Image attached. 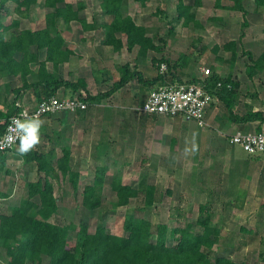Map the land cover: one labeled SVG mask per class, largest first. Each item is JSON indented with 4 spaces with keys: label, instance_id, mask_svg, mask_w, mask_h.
<instances>
[{
    "label": "crops",
    "instance_id": "crops-1",
    "mask_svg": "<svg viewBox=\"0 0 264 264\" xmlns=\"http://www.w3.org/2000/svg\"><path fill=\"white\" fill-rule=\"evenodd\" d=\"M64 2L71 5L74 10L77 8V4L81 3L82 9L78 12L81 22L71 21L66 25L59 19L49 21L50 37L58 36L61 40V45L54 41L58 45L57 56L55 55L54 58L57 65L53 60H46L45 48H38L37 45L32 44L27 47V51L35 56V60L28 64L27 71L29 72L22 74L18 66L21 65L23 54L16 53L14 61L17 73L11 75L4 70L0 72L1 114L7 116L14 113V103L28 109H33L38 104V96L33 87L39 81L40 65H43L45 71L55 79L76 85L77 89L73 94H71L70 87H60L56 91L58 98L85 97L86 93L90 97L100 96L109 91L113 84L120 79L122 68L125 65L139 72L143 79L153 78L152 62L154 61L153 54L156 53L147 51L144 57L140 56L138 46L128 49L126 37L120 33L115 34V39L121 42L120 48H116L114 42H107L105 25H108L110 20L105 17L99 4L92 7V12H90V8L82 1H77L75 5L65 0ZM202 2L203 0H201L200 8ZM129 3V9H131L134 3L132 5L131 2ZM252 4L254 3L252 2ZM231 5L226 9L233 11L230 10ZM220 6L224 8L221 4ZM38 7L39 1L26 17L18 16L19 20H13L19 22V31L33 33L45 29L47 11L44 8V3L40 8H43L42 12L45 10L46 13L44 12L43 17L38 19L42 23L40 24L34 19ZM243 7L247 12L246 17L251 16V19L246 20L245 28L238 29L239 38L238 36L231 38L228 42L236 43V39H246L254 44L264 45V18L260 13V11H264V7H257V13H250L245 6ZM125 10L127 11V8ZM100 12L103 16L100 15ZM93 15L96 16L93 17ZM127 15L132 17L137 25L143 26L147 30L143 23L136 20V17L134 18L129 13ZM2 36L7 41L9 32L6 31ZM43 40L44 38L40 37L38 41L41 44ZM226 52L231 54V52ZM251 79H257L258 84L260 83L264 87V69L257 72ZM235 81L237 82V79H234ZM81 84L85 86L84 90L81 88ZM150 87L141 85L136 78H132L108 98L86 101L87 109L84 112L77 114L56 113L41 117L39 119L42 121L39 129L40 143L31 151L41 153V148L45 144H52L53 153L56 155L59 152L58 144L64 141L62 143L65 145L64 150L70 153L71 159H73V153L76 157L84 158L87 155L94 162L92 168L94 170L100 167L110 169L111 167L108 165L110 162L118 164L117 169L159 170L162 172H160L161 176L166 177L168 175L164 173L165 171L192 168L191 178L194 188L201 193H206L207 202H211V204L212 200L215 203L226 202L224 208L233 209V202L239 201L241 203L239 207H242V204L249 200L251 194L255 195L256 199H261L264 190V160L253 158L254 160L251 161L249 160L251 158L241 157V154L232 157L235 151L237 152L236 146L232 145H230V149L219 148L216 145L218 146L217 150H213L215 148L209 145L212 149H208V146L205 147L207 144L200 141L202 134L198 132L199 130L196 131L194 128L196 125L192 122H184L180 117L169 118L139 114L136 108L140 107L146 101L149 93L155 89ZM72 88L74 87L72 86ZM141 88L145 91H141ZM257 93L260 94L259 91ZM257 105L258 108L251 111L261 112L264 116V101ZM244 114L246 113L237 115ZM27 122L29 121H24L23 124ZM231 124L229 129L233 130L234 128L236 133L258 132L264 129V123L260 122L233 124V127ZM214 130L216 131V129ZM223 132L224 130L218 131L216 134L219 135ZM47 141L48 143H46ZM19 149L20 146H17L4 154V167H7L9 161H24L25 153L21 154ZM218 151L221 156L230 157L229 160L216 159L215 155ZM207 156L211 162L206 165L202 164ZM103 161L108 164H101ZM190 163H192L191 166ZM255 175H257L255 189L252 192L248 187ZM206 181L209 184H206ZM263 206L261 207L263 208ZM0 264L2 263L0 262Z\"/></svg>",
    "mask_w": 264,
    "mask_h": 264
},
{
    "label": "rangeland",
    "instance_id": "rangeland-1",
    "mask_svg": "<svg viewBox=\"0 0 264 264\" xmlns=\"http://www.w3.org/2000/svg\"><path fill=\"white\" fill-rule=\"evenodd\" d=\"M65 1L74 3L73 5L77 1H82L90 8V12H92V7L97 4L100 5L101 2L100 0ZM185 3L188 4L190 1L185 0ZM42 4L43 1H39L37 14L34 16V19L40 24L42 22L38 19L43 17L44 12L46 13L45 10L42 12L43 8H40ZM134 4L131 3L132 7L129 9L130 3L128 1L123 2V7L127 8L126 14L129 13L134 18L136 17L139 23H143L147 32L156 36L154 44L162 48V51L153 54V77L165 75V73L169 74L168 76L173 79L170 81L171 84L168 82L165 84L176 85L186 83L190 78L199 79L203 76L204 69H209V77L215 75L221 81L230 77L229 80L233 82L234 79H237L235 82L238 83V87L232 91L234 97L232 98L231 109L234 113H247L258 108L257 104L264 101V87L261 86L262 84H258L257 79L253 80L247 74L248 69L253 68L254 61L262 53L264 45H257L246 39H236V56L234 58L222 48L231 38H237L238 29L242 30L241 25L247 19L250 20L251 16L243 17L240 12L226 9L227 6L231 5L229 0H220V4L224 8H216L214 0H203L201 8L192 10L197 20L202 23V27L197 28L192 24L183 27L182 21L176 23L172 20V17H175L176 0H170L167 3L165 0H150L146 2L144 7ZM243 6L248 12L257 13L258 8L252 4L251 0H244ZM14 8V3L10 1L3 5L0 9V25H8L14 19H20L15 14ZM260 13L264 18V11H260ZM100 15L103 16L102 12ZM228 29L230 30L229 34ZM161 58L170 63V68H166L164 73H160L159 66L164 64V62H159ZM180 75L181 78L177 81L176 76ZM159 86L161 84L156 83L150 88ZM141 91H145V89L141 88ZM205 120L208 124L207 127L200 128L197 125L194 127L196 131L199 130L198 132L202 134L200 141L207 144L205 147L208 146V149H212L209 146L212 145L211 147L215 148L213 150H217L218 146L219 148L230 149L228 136L225 135L235 134L236 131L234 128L233 130L229 129L231 123L227 121V113L216 96L206 113ZM231 126L233 127V124ZM217 130L220 132L224 130V132L217 135ZM62 143L64 141L58 144V154L53 153L52 144H45L41 148L40 154L44 156L48 165L55 170L46 178L52 185L53 195L58 203V211L49 219V222L60 226L74 227L73 230L69 231V244L74 245L82 240V235L79 234L80 225H86L88 233H94L98 225H104L108 232L125 236L122 225L127 213H135L136 216H142L155 225L164 224L170 229L186 228L191 225L195 233L200 230L197 227V221L204 220L206 215L210 214L209 224L221 230L212 255L225 256L234 261L246 262V264H264V190L261 199H256V196L251 194L249 200L244 202L242 207H239L241 205L239 201L233 202V209L224 208L226 202L215 203L212 200L208 213L200 214L198 206L207 203L208 197L206 193H201L194 188L191 178L192 168L177 171L168 170L164 172L168 176L164 177L161 176L159 170L117 169L118 164L110 162L108 164L103 161L101 164H108L111 168L107 169L105 173L104 186L98 195L101 205L93 214H90L83 207L82 200L84 187L91 184L94 177V169H92L94 162L87 155L83 158L76 157L73 153L70 165L79 176L78 190L74 194L68 177L56 171V161L61 157L62 149L65 147ZM235 149L237 152L235 151L232 157L237 154H241V157H249L237 146ZM109 156L111 157V155ZM215 158L227 161L230 157H223L218 151ZM253 158L264 160V156H253L249 160L252 161ZM210 162L211 159L207 156L202 164L206 165ZM189 165L191 166L192 163ZM45 177V174L38 170L35 162L9 161L7 167L0 170V213L9 214L13 209L24 205L28 199V184L37 180H44ZM256 177L257 175L254 176L248 187L252 192L255 189ZM114 179H119L122 183L140 191L139 198L134 199L131 206H117L115 194L110 189L111 181ZM206 184H209L208 181ZM146 185L156 187L155 201L148 208H144L143 205L144 186ZM139 208H143V211H137ZM255 234L257 235L255 236ZM150 241H154V237ZM4 252L0 246V262L2 264L7 263ZM262 252L263 256L260 254ZM47 263V258L42 257L40 264ZM26 264H33V262L28 261Z\"/></svg>",
    "mask_w": 264,
    "mask_h": 264
},
{
    "label": "trees",
    "instance_id": "trees-1",
    "mask_svg": "<svg viewBox=\"0 0 264 264\" xmlns=\"http://www.w3.org/2000/svg\"><path fill=\"white\" fill-rule=\"evenodd\" d=\"M8 1L14 3V12L20 17H26L32 7L40 0H0V9ZM47 13L45 15L46 26L40 32L19 31L17 21L10 25L0 26V72L4 70L9 74H16V63L14 55L18 52L23 54L21 65L18 69L22 74H26L27 66L34 62L35 56L27 51L29 45L35 44L38 48L46 49V60H54L57 56V44L61 45V40L49 35V21L62 20L64 24L71 21H80L78 12L82 9L81 3L77 4L74 10L71 5L65 4L64 0H41ZM100 5L104 11L105 17L110 22L106 26V41L114 42L116 48L121 47V42L115 39V34H123L126 37L127 48L131 49L138 46L139 55L144 57L147 51L158 53L162 51L161 46L155 45V35L152 36L143 26L137 25L132 17L126 14L123 2L128 1L137 3L144 7L150 0H100ZM161 1V0H160ZM169 2L170 0H165ZM188 1V0H187ZM176 0L175 17H172L176 23L182 21V26L187 27L192 24L194 27H202V23L196 19L193 9L201 6V0ZM232 5L230 10L242 13L243 17L247 12L243 7L244 0H230ZM257 7H264V0H251ZM215 7L220 8V0H215ZM161 12V10H159ZM171 20V21H172ZM244 22L241 28H245ZM9 32V39L4 40L3 33ZM169 33V32H168ZM241 36H243L241 34ZM44 38L39 43V38ZM55 41V42H54ZM235 43L228 42L222 48L231 52L235 57ZM164 62L166 68H170V63L166 59H159ZM23 64V65H22ZM57 65V64H55ZM264 69V50L254 61L253 68L248 69L247 74L252 78L257 72ZM166 69L163 72L164 73ZM40 75H44L41 77ZM169 75V74H168ZM166 73L157 75L152 79H143L142 75L136 70L130 69L127 65L122 68L120 79L113 84V87L97 97H90L87 93L83 97L84 101H94L108 98L115 91L123 87L130 79L136 78L138 83L144 86H152L160 83L161 86H169L172 77ZM168 76V77H167ZM179 81L180 76H176ZM227 80L221 81L215 75L208 76L205 79V86L208 92L214 98L215 96L221 103L227 113V121L233 124H246L250 122L264 123V116L261 112L248 111L242 116H238L232 111L234 97L233 89L238 87V83ZM39 81L34 84V91L38 96L39 102L52 96H56V91L60 87H70L71 94L75 92L76 85L68 84L61 79H55L48 74L43 65H40L38 71ZM199 79L190 78L187 83H196ZM168 82L169 84H165ZM222 82L223 87L216 89V83ZM165 84V85H163ZM230 88L226 89L225 85ZM177 85V84H176ZM72 86L74 88H72ZM84 90L85 86L81 84ZM158 88V87H157ZM14 113L3 115L0 113V136L4 132L7 119L18 113L14 103ZM79 113V112H78ZM19 147V146H18ZM0 152V170L4 167V154ZM250 158L253 156L248 155ZM70 153L62 149V155L56 161V171L61 175L67 176L72 191L75 194L78 190V173L71 168ZM26 163L35 162L38 170L45 174L44 180H37L28 184V199L24 205L13 209L9 214L0 213V246L4 250V256L7 258L6 264H26L28 261L33 264H40L41 258L46 257L47 264H246V262L234 261L225 256L212 255L213 248L218 243L221 230L211 226V215L207 214L211 202L199 205L200 214H207L204 220L197 221L199 232L195 233L192 226L186 228L170 229L164 224H153L142 216H136L135 213H127L123 220V231L125 236L114 235L107 231L104 225H98L94 233H88L86 225H80L79 234L82 240L74 245L69 244V231L72 226H60L49 222V219L58 211V203L53 195L51 183L46 179L55 170L48 165L46 159L37 151H28L24 154ZM104 167L94 170V177L91 184L83 189L82 205L90 214L97 210L101 201L99 194L106 177ZM111 191L115 194L118 207H129L133 200L139 198L140 191L128 184L122 183L119 179H114L110 184ZM156 187L153 185L144 186L143 205L144 208L152 206L155 201ZM137 211H143L139 208ZM196 225V224H195ZM241 230V229H240ZM243 231V230H242ZM251 234V232H249ZM257 234H255L256 236ZM154 237V241L150 239ZM262 244V243H261ZM263 245V244H262ZM263 256V252L260 253Z\"/></svg>",
    "mask_w": 264,
    "mask_h": 264
},
{
    "label": "built area",
    "instance_id": "built-area-1",
    "mask_svg": "<svg viewBox=\"0 0 264 264\" xmlns=\"http://www.w3.org/2000/svg\"><path fill=\"white\" fill-rule=\"evenodd\" d=\"M160 72L166 67L159 66ZM210 70L204 69L203 76L196 83H181L162 86L153 89L146 101L136 111L151 116L169 118L180 117L184 122H192L200 128L207 127L206 113L213 101L212 95L205 86V79ZM223 87L222 82L216 83V89ZM226 89L230 85H225ZM18 113L9 117L5 123L3 134L0 136V152H8L21 144V138L26 136L23 129L17 127V121L23 124L33 118L40 119L56 113H77L87 109L83 97L58 98L55 96L42 99L33 109L24 108L17 104ZM228 143L239 147L250 156H264V129L256 132H238L228 136Z\"/></svg>",
    "mask_w": 264,
    "mask_h": 264
},
{
    "label": "clouds",
    "instance_id": "clouds-1",
    "mask_svg": "<svg viewBox=\"0 0 264 264\" xmlns=\"http://www.w3.org/2000/svg\"><path fill=\"white\" fill-rule=\"evenodd\" d=\"M16 123L18 128L23 129L26 132V136L21 138L19 149L21 154H24L40 143L39 129L42 121L33 118L25 124H21L19 121Z\"/></svg>",
    "mask_w": 264,
    "mask_h": 264
}]
</instances>
